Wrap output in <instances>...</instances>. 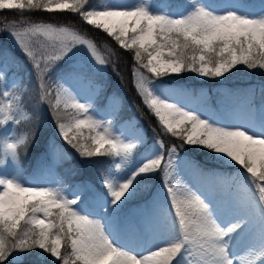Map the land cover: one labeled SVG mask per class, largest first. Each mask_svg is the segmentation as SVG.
Masks as SVG:
<instances>
[{
	"label": "snow or ice",
	"instance_id": "1",
	"mask_svg": "<svg viewBox=\"0 0 264 264\" xmlns=\"http://www.w3.org/2000/svg\"><path fill=\"white\" fill-rule=\"evenodd\" d=\"M2 10L20 17L0 22V31L8 32L36 72L34 107H47L59 137L81 158L110 159L100 173L103 191L85 184L65 192L60 185L24 180L21 150L27 154L36 133L19 130L32 116L22 79L9 75L15 60L0 50V264H264V85L258 105L253 106L255 90L247 94L249 117L236 124L188 108L180 101L187 89L164 82L185 72L219 81L234 70L264 71V0L258 7L205 0H0ZM40 11L75 14L132 53L137 94L161 132L180 143L165 144L154 130L134 159L146 133L137 126L129 134L99 119L91 98L73 87L88 82L90 72L107 70L102 46L70 24L25 18ZM81 50L84 55L73 59ZM186 146H200L221 165L237 167L240 195L227 209L179 178L184 167L205 172L180 157ZM56 158L53 149L54 163ZM154 175L161 178L163 194H154L146 207L157 210L166 239L145 254L123 243L111 227Z\"/></svg>",
	"mask_w": 264,
	"mask_h": 264
},
{
	"label": "rangeland",
	"instance_id": "2",
	"mask_svg": "<svg viewBox=\"0 0 264 264\" xmlns=\"http://www.w3.org/2000/svg\"><path fill=\"white\" fill-rule=\"evenodd\" d=\"M93 2L96 5H105L111 3L112 0H94ZM116 2L131 5L136 0H116ZM205 2L213 5L235 2L247 3L245 0H205ZM260 2L261 0H251L249 3L258 5ZM149 3L175 5L180 3V0H149ZM165 10L167 11V9ZM0 13L13 14L15 12L2 10ZM30 14L32 13H25V18L30 19L32 22H38L33 21V15L29 17ZM16 17L20 19L18 15ZM85 25L90 31L93 29L91 26ZM94 32L99 35L104 34L100 30H94ZM89 37L94 38L96 43L102 46L100 52L108 60L107 70L100 73L90 72V80L88 82L76 81L73 87L79 91L82 97L91 98L94 103L95 115L99 119L112 120L114 128L124 130L129 134H134L137 126L141 132L146 133L144 144L138 145L134 152L135 159L139 154L143 153L145 145L151 143L153 131L159 127L157 119L149 112L141 97L137 94L133 84V64H124L127 61V54L131 55L132 53L120 49L108 36L107 38H95L92 35ZM109 49L115 50V56L111 55ZM0 50H4L15 60V66L9 64V75L16 73V78L22 79L24 104L26 110L32 116L31 120L19 125V130H34L36 133L35 140L30 143L27 149V154H23V150H21L20 174L22 178L32 184L53 187L60 185L65 192H69L73 186L85 184L92 185L97 190L103 191V187L100 184V173L103 172V168L101 169L99 166L105 161L103 159L105 157L81 158L75 150L66 146L59 137L47 107L35 108L31 106L30 102L35 100L33 97L29 98L32 93L31 89H34L37 94L36 72L7 31H0ZM83 55V50H81L73 59ZM60 63L65 64L64 61ZM68 63L70 64L71 61H68ZM57 67H60V65H57ZM242 73L244 74L245 71L235 72L234 70L233 73L227 74V78L217 81L200 77L195 73L185 72L180 76L167 77L164 82L181 89H187V94L182 95L180 101L187 105L188 108L196 109L222 122L239 124L246 122L249 117L247 94L255 90L253 106L258 105L260 102V88L255 86L236 87L227 84L230 80H245V78H241ZM55 74L54 72L53 75ZM145 74L147 75V73ZM217 82L222 84L214 86ZM196 87L199 88L197 89ZM137 105L141 106L142 109L138 110ZM35 116L41 120L33 121ZM151 129L154 130L151 131ZM158 129L161 131L160 127ZM84 131L85 134H88L86 129ZM158 136L165 141V144L180 143L178 140L174 142L175 139L170 137L169 139L172 141L168 142L167 139L163 138L162 134ZM166 137L168 136L166 135ZM193 147L208 152V150L200 146ZM185 148L188 150L187 146ZM53 149H55L57 157L55 163L53 162ZM185 152L187 151L184 148L180 149V157L184 160L190 159L196 162L205 172L201 174L190 167H184L180 172L179 178L193 191L206 193L222 209H227L232 201L240 195L237 191V185L242 182V177L237 167L221 165L209 152L208 163L202 164L203 162L197 160V156L192 155V157L185 154ZM106 158L110 159L109 157ZM177 163L179 164V160ZM228 167H234L237 170H232V173L228 170ZM226 168L227 170H225ZM143 191L141 196L139 195V198L135 200V203L131 205L128 203L121 211L119 222L113 223L111 230L120 237L123 243L132 247L136 252H144L146 254L148 249L157 244H163L166 239V236L163 235V223L159 219L157 210L152 209L150 211L146 207V203L153 199L154 194H163L160 176L154 175ZM244 251H246V247L242 246L241 254Z\"/></svg>",
	"mask_w": 264,
	"mask_h": 264
},
{
	"label": "trees",
	"instance_id": "3",
	"mask_svg": "<svg viewBox=\"0 0 264 264\" xmlns=\"http://www.w3.org/2000/svg\"><path fill=\"white\" fill-rule=\"evenodd\" d=\"M94 1V0H93ZM93 4H95L94 2H93ZM7 12V11H6ZM16 15H17V13L15 12V13H13V14H7V13H0V22H2V21H4V20H7V21H9V20H17V17H16ZM31 15H33V18H32V20L33 21H38V22H54V23H56V24H60V25H63V24H70V25H72V26H74V28L75 29H78L80 32H83V33H85V34H87V35H92L93 37H95V38H98V37H105V38H107V35H105V34H103V35H99V34H96L95 32H94V30L93 29H91V31L89 30V29H87V27H86V25H85V23L83 24L82 22H81V20H80V18H79V16H77V15H75V14H68V13H53V14H50V13H46V12H42V11H40V12H33L32 14H30L29 15V17L31 16ZM6 18V19H5ZM88 26V25H87ZM2 36V35H1ZM4 40V39H3ZM126 59H127V61L126 62H124V64H129V65H132L133 64V59H132V54L131 55H129V54H127V57H126ZM243 74V73H242ZM241 74V78H245V80L243 79L242 81H239V80H235V81H231L230 80V82H228L227 84L228 85H233V86H240V87H246V86H248V87H250V86H255V87H258V88H260L261 89V86L262 85H264V71H261V70H249V71H245V73L242 75ZM246 76V77H245ZM181 80H182V78H180ZM184 80H185V78H183ZM188 79V78H187ZM190 79V78H189ZM192 80V79H191ZM183 82V81H182ZM220 84H222V83H220V82H217V83H215L214 84V86H218V85H220ZM208 85H210V84H208ZM207 85V86H208ZM131 86V85H130ZM203 86V85H202ZM206 86V85H205ZM211 86V85H210ZM204 87V86H203ZM197 89L199 88V87H196ZM132 89V88H131ZM31 96H29V98H35V100H33V101H31L30 102V104H31V106H35L36 104H37V94L35 93V90L34 89H31ZM139 103V102H138ZM139 104H141V103H139ZM141 106H142V104H141ZM141 106H139V105H137V109L139 110V109H142V107ZM35 108H37V107H35ZM143 111V110H142ZM36 112H38V111H36ZM147 114H149V112H147ZM34 120H41V119H39L38 117H34V119H33V121ZM159 127H157L156 128V130H155V134L156 135H160V134H162L163 135V138L164 139H167V141L168 142H170V141H172V140H170L169 139V137L170 136H168V137H166V135H164L161 131H159V129H158ZM154 130V129H153ZM152 129H151V131H153ZM161 130V129H160ZM154 132V131H153ZM171 138V137H170ZM175 141H177V140H174V142ZM187 148H188V150L186 149V148H184L185 149V151H187V152H185V154H188V155H190V156H192V155H195V156H197L198 158H197V160H200L201 162H203L202 164H206V163H208V160L207 159H209V154H208V152H206V151H203V150H198V149H195V147H193V146H187ZM38 151V150H37ZM36 151V152H37ZM193 157V156H192ZM100 158H103V157H100ZM105 161L99 166V168H105V166H106V164L108 163V161H109V159L108 158H103ZM108 159V160H107ZM233 170V169H232ZM231 170V171H232ZM92 173H94V172H92ZM144 191L142 190L141 192H140V196H141V194L143 193ZM139 195H137V197L135 198V199H133V200H131V201H135L136 199H138L139 198ZM130 201V202H131Z\"/></svg>",
	"mask_w": 264,
	"mask_h": 264
}]
</instances>
